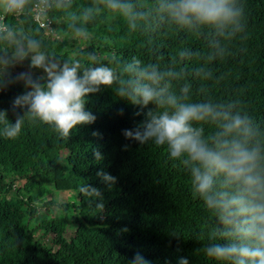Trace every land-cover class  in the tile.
Here are the masks:
<instances>
[{
  "label": "trees",
  "instance_id": "1",
  "mask_svg": "<svg viewBox=\"0 0 264 264\" xmlns=\"http://www.w3.org/2000/svg\"><path fill=\"white\" fill-rule=\"evenodd\" d=\"M132 3L136 11L149 13L135 30L101 0L54 2L47 13L51 32L33 21L29 4L19 15L5 16L4 23L17 40L34 38L41 51L61 62L78 61L81 71L105 65L119 72L133 58L172 69L180 74L172 81L174 91L187 84L192 101L235 100L264 133V0H238L244 27L228 38L159 20L156 0ZM88 9L93 11L85 20ZM5 47L11 50L7 40L0 41ZM201 67L211 76L198 75ZM117 87H102L89 97L87 108L96 122L77 126L68 137L11 109L20 85L0 94L8 121L22 120L14 139L3 136L0 124V264H127L137 249L156 264H176L181 256L202 264L204 247L220 227L218 218L193 198L186 171L165 146L124 138L122 131L143 117L134 115L137 109L119 97ZM121 108L124 113L118 115ZM206 125L204 134L211 137L216 126ZM97 150L100 161L94 158ZM100 169L117 178L111 188L96 176ZM90 186L101 190L103 208ZM49 187L78 192L77 201L63 205V217L38 219L36 202ZM73 224L76 231L69 234ZM205 264L216 262L207 258Z\"/></svg>",
  "mask_w": 264,
  "mask_h": 264
},
{
  "label": "clouds",
  "instance_id": "2",
  "mask_svg": "<svg viewBox=\"0 0 264 264\" xmlns=\"http://www.w3.org/2000/svg\"><path fill=\"white\" fill-rule=\"evenodd\" d=\"M101 2L124 16L133 30L138 20L149 15L136 11L132 0ZM40 3L42 12L52 7V0ZM28 4L29 0H0V17L22 13ZM154 10L161 21L181 28L209 29L223 38L244 27V11L238 0H156ZM92 11L86 10L83 18L87 20ZM75 30L78 34L84 31ZM5 40L11 50L0 48V94L16 85L23 89L12 98V110H21L68 137L77 126L96 122L97 116L87 108L89 97L102 87L118 85L119 97L137 109L135 116L143 117L134 128L122 131L124 138L140 145L151 142L165 146L169 158L186 171L193 198L216 214L220 227L204 247L205 256L216 264H264V133L239 109L237 101H192L187 84L178 92L173 90L172 81L179 78L178 72L142 64L136 58L119 72L105 65L81 71L78 61L61 62L50 57L40 50L36 39L17 40L10 27L0 25V41ZM197 74L211 76L203 67ZM123 113L121 108L118 115ZM7 115L8 109L0 108L2 134L14 139L21 133L22 120L10 123ZM208 123L216 126L211 137L204 134L203 125ZM94 158L100 161L103 156L97 150ZM96 176L108 188L117 180L103 169ZM90 187L101 198L97 207L103 208L101 190ZM127 264L153 261L137 249ZM176 264L190 262L181 256Z\"/></svg>",
  "mask_w": 264,
  "mask_h": 264
},
{
  "label": "rangeland",
  "instance_id": "3",
  "mask_svg": "<svg viewBox=\"0 0 264 264\" xmlns=\"http://www.w3.org/2000/svg\"><path fill=\"white\" fill-rule=\"evenodd\" d=\"M59 39H61V36H59ZM18 71L21 69H17ZM204 128H207L208 126L206 124L203 125ZM77 197H78V192L75 191H71V192H59V191H55L52 187H49L44 196L40 199H38V201L36 202V204L38 205V219L42 218V217H46L48 219L52 218V216L54 217H63L65 215V210L63 205H67V204H72L75 203L77 201ZM30 201L32 199H29ZM45 203H53L55 205L47 207V208H43V204ZM43 208V209H40ZM72 211V210H70ZM69 211V216H72V212ZM36 219V218H35ZM33 221H36V220ZM74 220V219H71ZM75 221V220H74ZM73 221V222H74ZM76 225H72L70 229H68L69 234L74 233L76 230L74 229ZM215 233V232H214ZM214 233L211 235V237H213ZM208 257L205 256V254L203 256H201V263L205 264V261ZM153 261V264L155 263V260H151Z\"/></svg>",
  "mask_w": 264,
  "mask_h": 264
},
{
  "label": "built area",
  "instance_id": "4",
  "mask_svg": "<svg viewBox=\"0 0 264 264\" xmlns=\"http://www.w3.org/2000/svg\"><path fill=\"white\" fill-rule=\"evenodd\" d=\"M68 1V0H63ZM56 2V0H52V4ZM29 7L32 14L33 21L39 26V28L43 29L46 32L52 31V21L50 17L47 15V11H41V3L40 0H29ZM20 14V13H19ZM18 14V15H19ZM5 16L0 17V25H5L4 23Z\"/></svg>",
  "mask_w": 264,
  "mask_h": 264
}]
</instances>
